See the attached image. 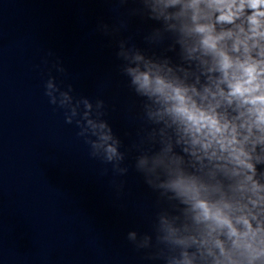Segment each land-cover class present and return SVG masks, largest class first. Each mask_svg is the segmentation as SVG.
Here are the masks:
<instances>
[{
    "label": "clouds",
    "instance_id": "obj_1",
    "mask_svg": "<svg viewBox=\"0 0 264 264\" xmlns=\"http://www.w3.org/2000/svg\"><path fill=\"white\" fill-rule=\"evenodd\" d=\"M116 3L114 22L98 30L117 38L119 70L140 99L142 126L130 148L120 150L103 99L77 97L50 75L49 103L75 123L89 158L111 165L117 194L127 152L138 153L135 170L157 208L150 233L127 235L144 259L264 264V0ZM133 18L151 22L146 47L120 38Z\"/></svg>",
    "mask_w": 264,
    "mask_h": 264
}]
</instances>
